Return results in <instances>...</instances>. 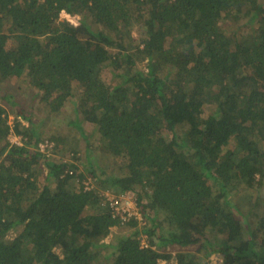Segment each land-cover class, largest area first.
Segmentation results:
<instances>
[{"label": "trees", "instance_id": "16d2710c", "mask_svg": "<svg viewBox=\"0 0 264 264\" xmlns=\"http://www.w3.org/2000/svg\"><path fill=\"white\" fill-rule=\"evenodd\" d=\"M0 97V264H264V0H0Z\"/></svg>", "mask_w": 264, "mask_h": 264}, {"label": "rangeland", "instance_id": "374dc122", "mask_svg": "<svg viewBox=\"0 0 264 264\" xmlns=\"http://www.w3.org/2000/svg\"><path fill=\"white\" fill-rule=\"evenodd\" d=\"M66 18H68L67 14L62 15V19L65 20ZM16 84L17 83H15V81L9 82V80H8V81H6L4 83L3 88H5V90H7L8 92H13L15 90V88H16ZM14 93H15V91H14ZM20 99H21V97H20ZM32 99H33L32 95L27 94V99L26 100L28 101V103L21 99L22 102L19 103V100H18V104L27 105V107H28V106H30L29 102L31 103V107H29L28 110L32 114L31 115L32 119L35 120V121L42 120L41 121L42 123L38 122L37 126L39 127L40 130H43V133H44L43 137L44 138H49L50 134H52V131L53 132L54 131L57 132L59 129L62 128V125H59V124L55 125V124L52 123V121L50 119H44V118H46L48 108L45 105H43L41 102L35 101V100H32ZM0 102H4V100H2L1 97H0ZM9 109H10V121L13 123L14 116H15L14 115V111H16L18 109V106H15V107L14 106H10ZM23 122L27 123V122H25V120H23ZM74 133H72V134H74ZM76 135H72L70 138L72 139V143H74V145H76L77 148L79 149V151L77 152V155L82 158V156L84 157V152L86 151V141H85V139L83 137H81L79 135L76 136ZM18 137L19 136L15 135L14 133L10 134V140L12 142H15L18 139ZM61 156L64 157V160H66L68 158V156L62 155L61 153H58V151L54 152L53 156H51L49 158L54 159V160H58V159L61 158ZM108 161H110V160L108 159ZM103 163L106 164V162L104 160H103ZM42 167H43L42 170L44 171V173L40 174V179L46 181V176H47L46 172H47L48 169H47V166H45V165H42ZM87 180H90V179L87 178L84 181H87ZM92 184H93V182H92ZM254 195H255V198L258 201L259 205H260L258 207V212L260 213L259 216L261 218L262 215H264V186H262V188L259 189V191H254ZM141 226H144V225H141ZM129 229H130V227H129L128 224H121L120 226H114L112 228L113 232L116 233V234L126 233V232L129 231ZM143 239H146L145 235L143 236ZM185 250L196 251L197 247L196 246H191V247L186 248ZM219 258H220V256L217 253L212 254L210 256V258H209L210 261H211L210 263L211 264L216 263ZM169 264H175V260L172 259L169 262Z\"/></svg>", "mask_w": 264, "mask_h": 264}, {"label": "built area", "instance_id": "2783aa9c", "mask_svg": "<svg viewBox=\"0 0 264 264\" xmlns=\"http://www.w3.org/2000/svg\"><path fill=\"white\" fill-rule=\"evenodd\" d=\"M17 135V134H15ZM15 143L23 144V138L20 135ZM55 142L50 138H44L37 142L35 145L36 151L45 157H51L54 154ZM85 188L90 189L92 186L91 180L84 182ZM104 203L108 204L111 208L113 217L118 218L121 223H127L132 219H136L140 225H146L147 221L140 210L136 198L130 191L127 192H116L111 190H106L104 192ZM142 243L148 245L146 239H143Z\"/></svg>", "mask_w": 264, "mask_h": 264}]
</instances>
